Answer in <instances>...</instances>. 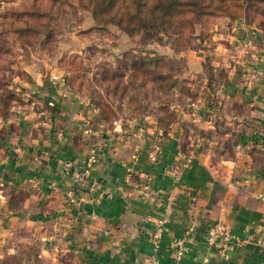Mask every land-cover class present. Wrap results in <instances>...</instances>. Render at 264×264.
<instances>
[{"label": "crops", "instance_id": "1", "mask_svg": "<svg viewBox=\"0 0 264 264\" xmlns=\"http://www.w3.org/2000/svg\"><path fill=\"white\" fill-rule=\"evenodd\" d=\"M243 22L182 51L192 98L166 124L53 86L47 128L0 115V264H264V31Z\"/></svg>", "mask_w": 264, "mask_h": 264}, {"label": "rangeland", "instance_id": "2", "mask_svg": "<svg viewBox=\"0 0 264 264\" xmlns=\"http://www.w3.org/2000/svg\"><path fill=\"white\" fill-rule=\"evenodd\" d=\"M246 11L200 14L192 35H181L176 21L128 35L117 24V6L107 11L101 0H0V112L25 109L19 122L26 129L47 128L61 113L47 100L53 86L77 104L95 105L108 125L149 112L164 123L172 113L167 103L191 97L182 51L242 18L264 26V16Z\"/></svg>", "mask_w": 264, "mask_h": 264}, {"label": "trees", "instance_id": "3", "mask_svg": "<svg viewBox=\"0 0 264 264\" xmlns=\"http://www.w3.org/2000/svg\"><path fill=\"white\" fill-rule=\"evenodd\" d=\"M95 2L96 4L98 3L97 1ZM101 3L105 5V10L107 11L113 10L117 6V12L119 14L117 24L128 35L143 29L153 28L156 25L165 28L172 25L174 21L183 25V34L181 35H192L196 23L195 18L205 12L213 14L214 10L222 11L229 17H232L238 12H242L246 16V10L253 9L257 14L264 16V0H202L201 2L198 0H101ZM243 21V24L252 27L251 29L257 27L264 31V26H262L263 21H260V23L256 21L249 23L244 19ZM207 38L208 35L203 39H198L199 42L202 41L204 43ZM187 47L190 48L192 46ZM189 94L191 97H187L191 99L192 93L189 92ZM167 104L165 103V105ZM93 106L98 111L95 105ZM0 115H2L1 112ZM98 118L104 122L100 118L99 113ZM172 119H174L173 113L169 115L167 121L163 124H166ZM3 134L4 130L2 129L1 136Z\"/></svg>", "mask_w": 264, "mask_h": 264}, {"label": "built area", "instance_id": "4", "mask_svg": "<svg viewBox=\"0 0 264 264\" xmlns=\"http://www.w3.org/2000/svg\"><path fill=\"white\" fill-rule=\"evenodd\" d=\"M250 42H246V44H248ZM251 73H248V82L250 83L252 78H253V75L254 73H252V71H250ZM49 105H52V102H48ZM90 120L89 119H85L84 122H83V125H82V131L84 133H89L90 132ZM95 149L91 150L90 152V155L88 156L87 158V161L84 165V168H81L79 170H75V177L78 179V180H83L86 178V176L88 175V167L90 166V164L95 161V158H96V154H95ZM157 155L156 154H152L151 155V159L152 160H156V157ZM68 165V164H67ZM162 230V226L161 225H157V227L155 228L154 230V233L152 235V239L153 241H157L158 237H159V234ZM175 246L178 247V252L181 254L182 253V248H181V244L180 243H176Z\"/></svg>", "mask_w": 264, "mask_h": 264}]
</instances>
